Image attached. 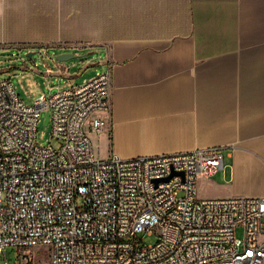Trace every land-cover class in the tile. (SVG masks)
<instances>
[{
    "label": "built area",
    "instance_id": "1",
    "mask_svg": "<svg viewBox=\"0 0 264 264\" xmlns=\"http://www.w3.org/2000/svg\"><path fill=\"white\" fill-rule=\"evenodd\" d=\"M107 88L99 71L27 102L0 79V253L43 244L47 258L12 264H264V196L196 195V178L223 167L221 146L95 157L86 129L103 121L85 120L107 108ZM44 110L57 147L37 141Z\"/></svg>",
    "mask_w": 264,
    "mask_h": 264
},
{
    "label": "crops",
    "instance_id": "2",
    "mask_svg": "<svg viewBox=\"0 0 264 264\" xmlns=\"http://www.w3.org/2000/svg\"><path fill=\"white\" fill-rule=\"evenodd\" d=\"M34 45L94 52L81 80L107 73L85 120L103 121L86 129L100 158L219 145L196 195L264 196V0H0V47Z\"/></svg>",
    "mask_w": 264,
    "mask_h": 264
},
{
    "label": "rangeland",
    "instance_id": "3",
    "mask_svg": "<svg viewBox=\"0 0 264 264\" xmlns=\"http://www.w3.org/2000/svg\"><path fill=\"white\" fill-rule=\"evenodd\" d=\"M27 51H32L30 56L26 55ZM58 52L57 47H49L48 53L54 54L53 60L48 59L46 57V53H40L38 51V46H31L30 48L25 47H9V48H1L0 47V79L6 78L11 81V83L15 86V89L20 97H22L27 102H32L35 93L38 90H43L44 92H52L56 90L57 87L63 86L66 81V77L64 74L56 75L51 73L47 76L48 84L51 85V88L44 84L45 79L42 74H38L37 71L45 73L46 67H49L52 71L58 70L62 67L61 63H64L68 66V74L74 78V81L79 82L82 76H86L90 72V68H94L95 66L89 64L91 60H93V56H95L94 52L87 53L84 50L77 51L76 55L70 57L66 60H57L55 58V53ZM69 52H74L70 50ZM58 63V66L55 64ZM81 70L79 74L77 71ZM34 80L39 83V86L34 88V91L31 92L29 86V81ZM44 113L41 114V119L37 123V141L39 142H47L57 147L59 145V141L50 136V126L49 123H44L43 121ZM89 138L91 140L93 151L95 157H101V150L97 145V140L94 135L89 133ZM236 236H240L242 234V227L240 225L235 227L234 231ZM139 236L143 243L153 242L156 239V234L151 233L147 234L144 232H140ZM5 253H0V262L5 259L8 260L10 264L14 262H21L26 260V258H30L31 256L34 260H42L47 258V254L49 251L48 245H32L26 247H12L8 246L5 249Z\"/></svg>",
    "mask_w": 264,
    "mask_h": 264
},
{
    "label": "water",
    "instance_id": "4",
    "mask_svg": "<svg viewBox=\"0 0 264 264\" xmlns=\"http://www.w3.org/2000/svg\"><path fill=\"white\" fill-rule=\"evenodd\" d=\"M31 53H32V51H27V52H26V55H27V56H30ZM75 55H76V54H74V53H72V52L63 51V52L56 53V54H55V58H56L57 60H62V61H63V60H66V59H68V58H70V57H73V56H75ZM43 113H44L43 121H44V123H46L47 120H48V110H44Z\"/></svg>",
    "mask_w": 264,
    "mask_h": 264
}]
</instances>
